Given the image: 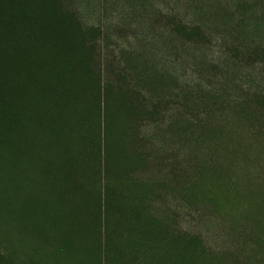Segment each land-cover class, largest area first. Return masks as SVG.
<instances>
[{
	"label": "rangeland",
	"instance_id": "374dc122",
	"mask_svg": "<svg viewBox=\"0 0 264 264\" xmlns=\"http://www.w3.org/2000/svg\"><path fill=\"white\" fill-rule=\"evenodd\" d=\"M64 1L100 34L107 88L120 78L153 114L107 208L68 127L62 144L63 128L41 127L48 114L12 123L0 99V264H264V66L229 58L264 52V0Z\"/></svg>",
	"mask_w": 264,
	"mask_h": 264
},
{
	"label": "trees",
	"instance_id": "16d2710c",
	"mask_svg": "<svg viewBox=\"0 0 264 264\" xmlns=\"http://www.w3.org/2000/svg\"><path fill=\"white\" fill-rule=\"evenodd\" d=\"M76 19L64 0H0V87L6 95L0 99L12 123L20 116L34 122L35 116L41 120L48 114L42 129L48 124L63 128L62 144L72 133L79 162L95 169L98 203L108 208L115 194L110 186L127 175L125 163L130 162L131 171L139 168L125 149L135 145L141 121L153 113L135 109L136 91L126 89L120 78L107 88L97 72L93 46L100 34L86 33L74 23ZM173 35L204 41L198 30L186 27H176ZM239 49L229 55L231 62L245 69L264 66V52L246 55L247 50ZM210 66L216 70L221 64ZM206 70L204 66L199 74L210 80V91L213 85L224 91L223 78L216 82ZM9 82L7 90L4 85ZM232 94L230 99L237 96ZM90 185L88 180L83 183L85 190Z\"/></svg>",
	"mask_w": 264,
	"mask_h": 264
}]
</instances>
